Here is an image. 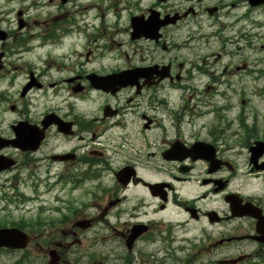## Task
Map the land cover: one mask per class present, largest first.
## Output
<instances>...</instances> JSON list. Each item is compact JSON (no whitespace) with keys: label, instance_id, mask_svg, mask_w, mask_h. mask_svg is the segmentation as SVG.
I'll list each match as a JSON object with an SVG mask.
<instances>
[{"label":"flooded vegetation","instance_id":"flooded-vegetation-1","mask_svg":"<svg viewBox=\"0 0 264 264\" xmlns=\"http://www.w3.org/2000/svg\"><path fill=\"white\" fill-rule=\"evenodd\" d=\"M207 1L211 20H168L141 61L104 67L73 61V20L0 0V229L27 237L0 264H264V111L226 91L264 68L238 43L248 0ZM187 92L190 110L152 115Z\"/></svg>","mask_w":264,"mask_h":264},{"label":"rangeland","instance_id":"rangeland-1","mask_svg":"<svg viewBox=\"0 0 264 264\" xmlns=\"http://www.w3.org/2000/svg\"><path fill=\"white\" fill-rule=\"evenodd\" d=\"M72 1L71 4H61L60 0H33V8L24 6L25 16L28 20H73L74 26L70 29V39L66 42V50H70L73 61L85 60L84 56L89 55V62H99V65L104 67H113L112 61H123L120 66H126L125 61H133L137 63L141 61V57L145 58L143 50L148 47L149 44H138L136 42H130L129 31L125 33V30L129 29L128 20L131 15H140V12L145 11L151 7L155 0H68ZM174 0H169L173 2ZM181 7L188 8L195 6L194 3L187 0H178ZM208 1H205V5ZM132 7H130V5ZM261 12V13H260ZM202 17H206L203 15ZM96 20H101L96 22ZM195 20V19H192ZM104 21V25H102ZM58 22V21H57ZM207 24V23H205ZM256 27V29H254ZM104 29H110L103 31ZM242 33H248L249 38L247 43L239 41L238 43L243 46H248L253 49L244 54V57L249 62V70L256 71L264 68V12L260 10L253 11L250 20H247L242 25ZM253 28V29H252ZM122 29L124 32H122ZM252 29V30H251ZM204 31L207 33L208 28L205 27ZM238 29H235L230 33V36L234 37ZM240 31V29H239ZM113 34L112 36H109ZM238 41L239 37L235 36ZM186 36L179 35L175 37V41L184 40ZM216 42L214 45H217ZM69 46V47H68ZM155 54V53H152ZM159 54V53H156ZM149 56V55H147ZM182 56L189 57V52H183ZM102 57V58H101ZM71 59V60H72ZM261 61L259 66L257 63ZM220 91L226 90V85L218 87ZM227 92H243V100L250 99L251 107L253 109H259L264 111V100L260 97H264V79L255 81L253 74H248L243 77L239 84L233 85L231 90ZM190 92L183 93L181 97L170 96L163 97L160 100H154L152 102V115L156 117L166 116V109H177V112L181 108L191 109L194 105L192 96H189ZM191 99V100H190ZM167 101L168 103H165ZM238 104L240 101L235 100ZM159 103L162 105L160 106ZM243 107H249L247 104ZM188 117H184V121H188ZM5 124H9L11 117L5 118ZM1 207V206H0ZM4 214L0 213V219ZM202 261H199L201 264ZM168 264H172L169 262Z\"/></svg>","mask_w":264,"mask_h":264},{"label":"water","instance_id":"water-1","mask_svg":"<svg viewBox=\"0 0 264 264\" xmlns=\"http://www.w3.org/2000/svg\"><path fill=\"white\" fill-rule=\"evenodd\" d=\"M152 23L155 20H158L157 15L153 14L152 17L149 19L148 23L144 22L143 19H133L131 20V39H139L140 37H146L149 39H157V32L159 29V25L153 26V28H149V23ZM138 75L136 74V77ZM132 75L130 73H121L118 75L110 76L106 79H102L101 85L106 87V82L110 83L114 87H126L130 83ZM107 80V81H106ZM132 85V84H130ZM25 237L19 233L17 230H7L3 229L0 230V247H6L11 249H21L25 246Z\"/></svg>","mask_w":264,"mask_h":264}]
</instances>
